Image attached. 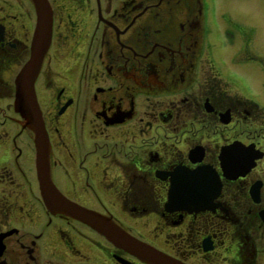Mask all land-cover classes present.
<instances>
[{
	"label": "flooded vegetation",
	"instance_id": "af4514ba",
	"mask_svg": "<svg viewBox=\"0 0 264 264\" xmlns=\"http://www.w3.org/2000/svg\"><path fill=\"white\" fill-rule=\"evenodd\" d=\"M39 1L57 190L177 264H264V59L241 25L217 0ZM39 16L0 0V264H151L44 205L15 107Z\"/></svg>",
	"mask_w": 264,
	"mask_h": 264
},
{
	"label": "water",
	"instance_id": "95a60500",
	"mask_svg": "<svg viewBox=\"0 0 264 264\" xmlns=\"http://www.w3.org/2000/svg\"><path fill=\"white\" fill-rule=\"evenodd\" d=\"M33 2L40 11L38 29L33 41L31 59L15 82V107L23 119V128L35 134L40 192L44 205L52 215L69 217L81 222L104 236L109 242L128 249L151 264H177L166 255L157 253L150 246L129 237L112 219L69 201L55 187L50 169L51 146L35 91V81L40 72L44 48L51 37V18L44 12L45 7L42 2L39 0ZM250 168L251 166L248 169Z\"/></svg>",
	"mask_w": 264,
	"mask_h": 264
},
{
	"label": "rangeland",
	"instance_id": "374dc122",
	"mask_svg": "<svg viewBox=\"0 0 264 264\" xmlns=\"http://www.w3.org/2000/svg\"><path fill=\"white\" fill-rule=\"evenodd\" d=\"M213 11L217 17L222 18L223 22H225L224 18H228L229 21L239 23L244 37L250 42V48L257 50V55L264 59V0H217ZM226 31L232 35L226 37L227 41H230L226 47L232 48L235 39L239 37H233V28L229 31L224 27L223 32ZM254 90H259L258 95L264 97V80L263 85H254Z\"/></svg>",
	"mask_w": 264,
	"mask_h": 264
}]
</instances>
